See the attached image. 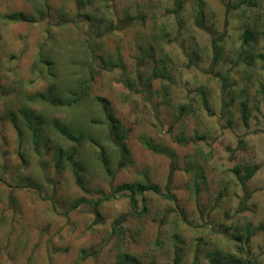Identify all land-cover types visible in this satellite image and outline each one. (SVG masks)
Instances as JSON below:
<instances>
[{"label":"rangeland","instance_id":"374dc122","mask_svg":"<svg viewBox=\"0 0 264 264\" xmlns=\"http://www.w3.org/2000/svg\"><path fill=\"white\" fill-rule=\"evenodd\" d=\"M263 63L264 0H0V264H264Z\"/></svg>","mask_w":264,"mask_h":264},{"label":"trees","instance_id":"16d2710c","mask_svg":"<svg viewBox=\"0 0 264 264\" xmlns=\"http://www.w3.org/2000/svg\"><path fill=\"white\" fill-rule=\"evenodd\" d=\"M27 17H23L21 20H25ZM17 20V19H16ZM250 37H251V33L250 31H246L245 32V39H246V43L245 45L248 44V42L250 41ZM99 59L101 60V62H103L105 64V66L109 65V60H106V58L101 55L99 57ZM48 64H52L51 61L47 60ZM264 64V63H263ZM112 66H115V64H112ZM264 67V65H263ZM51 70V68H50ZM87 88L88 85L87 84H82V86L80 87V90L74 91V94L76 95L74 98L71 97L69 99H67L64 103L60 102V104H64L67 106H74L78 103H80L83 99L86 98L87 94ZM45 95L42 94L40 95L41 97ZM45 100L50 101L47 96H44ZM104 100V99H103ZM55 103V101H50ZM106 106V105H105ZM110 118L112 119V116L110 115ZM119 141H118V145L121 146V150L124 153L123 156H127V154L129 153L128 148L126 143L124 142V135H119L118 136ZM102 152H101V156L103 158V154H104V147L102 146ZM77 153V148H73L71 149L70 152L64 154L62 150H59V154H58V158H57V165L58 166H63L64 164V160L66 159L67 161H69L74 167H76V161L74 159V156ZM103 163L105 166V169L107 170V172H111V168H110V162L108 160H105L103 158ZM258 169V165H253L251 167H247L246 168V172L244 175H242L240 177V183L242 185L243 188H246L248 181L250 180V178L255 174V172ZM117 190H127L129 191V197H130V203L132 206V209H135V205H136V193H143L145 191H154V192H159V188L157 186L151 185V184H145L143 182H137V183H133V184H123L121 186H119L117 188ZM78 203H76L73 207H75ZM99 203H96V205H98ZM144 210H146V206H144ZM234 238L238 241H242L241 239V235H235ZM250 235H247V240H249ZM240 249H243V246L240 244L239 245ZM131 257V258H130ZM126 261L127 262H134L136 264H140L139 261L134 257V256H126ZM116 263V264H120ZM214 264H243L240 261L236 260L234 257H230V258H226L225 260H214Z\"/></svg>","mask_w":264,"mask_h":264}]
</instances>
